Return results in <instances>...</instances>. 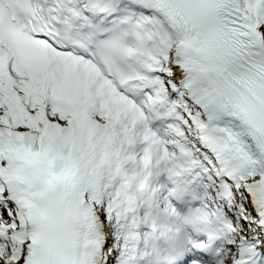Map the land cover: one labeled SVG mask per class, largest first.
Listing matches in <instances>:
<instances>
[{
	"label": "snow or ice",
	"instance_id": "6c2138e0",
	"mask_svg": "<svg viewBox=\"0 0 264 264\" xmlns=\"http://www.w3.org/2000/svg\"><path fill=\"white\" fill-rule=\"evenodd\" d=\"M0 264H264V0H0Z\"/></svg>",
	"mask_w": 264,
	"mask_h": 264
}]
</instances>
